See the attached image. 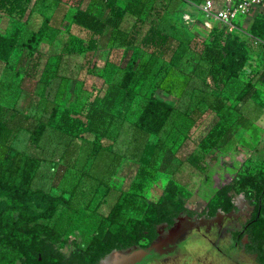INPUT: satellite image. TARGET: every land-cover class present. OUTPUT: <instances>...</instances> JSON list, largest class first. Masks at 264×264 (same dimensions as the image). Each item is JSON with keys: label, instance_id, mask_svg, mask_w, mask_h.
Listing matches in <instances>:
<instances>
[{"label": "rangeland", "instance_id": "rangeland-1", "mask_svg": "<svg viewBox=\"0 0 264 264\" xmlns=\"http://www.w3.org/2000/svg\"><path fill=\"white\" fill-rule=\"evenodd\" d=\"M127 2L137 5L139 0H117L120 8ZM24 4L23 12L0 8V33L15 35L18 42L6 62L0 59V103L3 118L21 116L24 124L8 142L10 154L22 153L12 178L27 176L32 187L70 197V204L58 205L52 217L39 218L62 234L48 249L46 264H80L92 237L99 249L128 217H141L169 178L190 191L184 200L195 212L158 224L151 241L142 238L126 250L103 253L97 264H259L256 254L240 245L247 241L254 212L244 194L232 192L236 210L208 206V201L236 174L235 190L243 188L254 197L260 187L264 106L253 92L264 103V0L251 2L227 22L209 18L210 25L187 0H144L141 12L127 9L118 22H108L95 48L87 46L90 32L72 14L81 7L107 19L113 13L105 0ZM185 12L193 19L185 20ZM150 25L167 30L175 42L164 47L144 44L141 37ZM212 36L245 59L229 76L212 75L201 52L203 40ZM128 65L134 70L130 90L120 85ZM247 80L254 88L241 100L238 95ZM150 94L169 101L174 111L162 130L148 137L161 148L140 172L139 154L147 138L135 121ZM90 105L104 112L97 134L82 126L63 132L47 122L53 106L58 108L57 120L64 107L73 118L85 119ZM95 142L101 146L98 151ZM117 199L123 202L122 211L110 221L105 215ZM24 208L47 212L49 204L0 188V262L28 264L16 242L5 237L3 224ZM11 234L24 236L15 228Z\"/></svg>", "mask_w": 264, "mask_h": 264}, {"label": "trees", "instance_id": "trees-1", "mask_svg": "<svg viewBox=\"0 0 264 264\" xmlns=\"http://www.w3.org/2000/svg\"><path fill=\"white\" fill-rule=\"evenodd\" d=\"M30 0H0V8L12 12H23L25 10L24 2ZM109 5L112 16L107 19H102L94 12L85 8L78 7L72 14V20L78 25L86 28L90 32V37L87 42L89 48L97 46V37L100 35L108 22L114 24L122 17V13L127 9H134L135 13L142 11L144 0H139L137 5L130 2L120 8L117 0H105ZM190 4L198 10L196 4L203 0H187ZM44 31V23L39 27L38 32L42 34ZM262 37L261 34H259ZM144 44H151L158 47L170 46L175 42V38L167 30H163L156 25H150L145 34L141 37ZM17 38L15 35H5L0 33V59L5 62L9 59L11 53L17 45ZM201 52L205 60L210 65V72L212 75L226 73V76L234 73L237 68L244 63V58L236 56L234 50L228 49L222 44V38L212 36L210 40H203L201 43ZM134 70L132 65H128L123 73L120 85L126 90H130V82L133 78ZM216 77V76H215ZM254 88V84L247 80L245 88L240 90L239 99H244L250 90ZM253 96L257 102L264 106L263 101L258 96L257 92H253ZM8 109V108H7ZM4 106L0 103V188L6 191H12L28 197H41L48 201L49 208L47 212L34 211L27 208L21 209L16 217L9 221L4 219L3 224L6 227L5 237L11 241H15L19 248L21 255L24 257V262L28 264H46L47 252L50 247L62 240V234L52 225L42 222L39 218L44 216H53L58 205L68 206L70 204V197L63 194H53L48 189L42 187H32L27 181L26 177L21 180L12 178L17 171L16 162H18V155H22L19 150H12L8 144L10 137L17 128H22L21 116L18 118H3L2 112ZM174 111V106L164 98L155 94H150L144 102L142 109L135 121L136 128L146 135L140 154L139 161L141 163L140 172H145L147 165H150L152 159L156 156L161 144L156 141L152 142L148 137L157 135L169 116ZM58 113V108L53 106L50 110L47 122L55 129L63 132L72 133L74 129L83 127L84 130H90L96 134L100 130V126L104 124L105 119L103 110L90 105L85 112V119L73 118L68 108H62L59 117L55 120ZM24 118L25 115L21 114ZM79 133L78 131L75 132ZM80 135V134H79ZM94 151H98L101 147L98 142L94 144ZM193 159H195L193 157ZM7 170V176L4 172ZM260 187L254 197H249L243 188L234 189V183L237 174L229 181L221 185L210 197L208 206L214 205L224 210H236L237 206L232 200V192H242L247 198V201L253 206L252 218L248 221L247 227V241L240 242V245L248 252L256 254V260L259 264H264V169L259 173ZM28 179V178H27ZM190 191L181 183L169 178L162 189V193L156 200H149L146 203L145 209L141 217H128L125 222L109 234L99 249H95L98 243L96 237H92L88 246V252L80 257V264H97L99 257L113 249L126 250L130 246L138 244L142 238H147L151 241L157 236L156 226L162 222L171 224L175 217L179 214H190L195 210L189 208L185 204L184 197L190 195ZM125 195V194H124ZM123 202L120 199L114 201L109 211L105 215L110 221H115L121 214ZM214 208V207H213ZM24 232L22 239L17 238L11 234L13 229ZM236 232H233V236ZM60 254V251L56 249ZM1 264H14L10 260L0 262Z\"/></svg>", "mask_w": 264, "mask_h": 264}, {"label": "built area", "instance_id": "built-area-1", "mask_svg": "<svg viewBox=\"0 0 264 264\" xmlns=\"http://www.w3.org/2000/svg\"><path fill=\"white\" fill-rule=\"evenodd\" d=\"M255 1L259 0H240L239 2H232L226 6H215L214 0H203L201 3L196 4V6L198 11L206 17L204 23L210 25L211 21L209 18L227 22L230 16H234L239 11H245L248 9V5ZM183 18L185 20L193 19L188 12L183 14Z\"/></svg>", "mask_w": 264, "mask_h": 264}, {"label": "crops", "instance_id": "crops-1", "mask_svg": "<svg viewBox=\"0 0 264 264\" xmlns=\"http://www.w3.org/2000/svg\"><path fill=\"white\" fill-rule=\"evenodd\" d=\"M221 5H223V2L222 3H215V6H221Z\"/></svg>", "mask_w": 264, "mask_h": 264}, {"label": "water", "instance_id": "water-1", "mask_svg": "<svg viewBox=\"0 0 264 264\" xmlns=\"http://www.w3.org/2000/svg\"><path fill=\"white\" fill-rule=\"evenodd\" d=\"M135 249V248H134ZM134 249L128 251V252H122V253H131Z\"/></svg>", "mask_w": 264, "mask_h": 264}, {"label": "flooded vegetation", "instance_id": "flooded-vegetation-1", "mask_svg": "<svg viewBox=\"0 0 264 264\" xmlns=\"http://www.w3.org/2000/svg\"><path fill=\"white\" fill-rule=\"evenodd\" d=\"M171 248V247H170ZM172 249V248H171ZM171 249H168V250H171ZM141 260V259H140Z\"/></svg>", "mask_w": 264, "mask_h": 264}, {"label": "bare ground", "instance_id": "bare-ground-1", "mask_svg": "<svg viewBox=\"0 0 264 264\" xmlns=\"http://www.w3.org/2000/svg\"><path fill=\"white\" fill-rule=\"evenodd\" d=\"M138 252V251H137Z\"/></svg>", "mask_w": 264, "mask_h": 264}]
</instances>
